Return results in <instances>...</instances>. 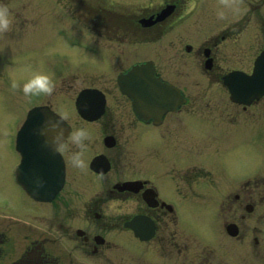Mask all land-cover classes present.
Instances as JSON below:
<instances>
[{
	"label": "flooded vegetation",
	"instance_id": "obj_1",
	"mask_svg": "<svg viewBox=\"0 0 264 264\" xmlns=\"http://www.w3.org/2000/svg\"><path fill=\"white\" fill-rule=\"evenodd\" d=\"M48 1L37 2L42 7ZM186 1L163 0L119 21L126 31L152 39L183 25ZM170 4L175 10L165 20L140 24ZM188 39L180 37L177 52L193 58L200 73L168 77L155 63L185 99L164 112L159 125L140 117L117 79L96 86L88 99L89 109L103 104L96 120L78 113L81 90L62 101L68 128L83 127L88 136L83 149L71 136L55 150L46 147L65 164L64 187L53 201L32 199L17 179L22 150H34L17 147L23 123L13 133L6 130L0 142V264H264V156L250 169L245 155L251 132L264 146V97L238 104L219 84L223 58L240 49L242 39L245 72L264 49V0L230 15L201 44ZM206 50L211 69L202 71ZM254 120L259 126L251 131ZM80 150L85 165L76 167L71 154ZM28 175L36 173L30 168Z\"/></svg>",
	"mask_w": 264,
	"mask_h": 264
},
{
	"label": "rangeland",
	"instance_id": "obj_2",
	"mask_svg": "<svg viewBox=\"0 0 264 264\" xmlns=\"http://www.w3.org/2000/svg\"><path fill=\"white\" fill-rule=\"evenodd\" d=\"M56 1L61 2L64 6V9L59 7L60 12L65 13V15H68L67 12L77 15V12L72 11L70 6L65 7L67 1ZM162 1L106 0V4L113 9L121 6L128 8L123 10L129 11V15L134 16L138 14L141 8L148 5L157 7ZM8 2L12 11L16 12L20 7L21 0H8ZM25 2L26 9H29L30 0ZM73 3L77 8H83L93 13L103 14L109 10L105 6L104 0H73ZM47 8H49L48 5ZM233 9V16L237 17L243 10L248 9V6L244 0H195L194 2H188L186 11L189 13L186 14V22L180 27H175L167 36L155 37V43H152L154 48L153 57L159 62L160 67L163 69L162 72L168 77L177 74L198 73L195 60L177 52L180 37L184 35L185 41L189 38L188 41L201 44L203 40L211 35L210 30L226 24ZM31 10L28 12L30 16L33 13ZM113 12H117L116 15L105 16L112 20H119V14L122 12L118 10ZM220 12H223L222 16L219 15ZM18 15L24 16L25 13L14 14L13 30L4 36H0V49L5 50V54L8 49V55L0 59V142L6 136L7 128L11 129L12 123L19 121L34 104L47 101L50 97V94L43 93L40 95H25L22 88H12L13 79L22 84L36 71L54 73L56 86L53 92L56 94V98L58 96L56 103L59 107L58 103L64 100L70 92L89 85H102L105 80H114V78L108 79L115 74L111 68L113 63L121 62L114 68L118 73L119 68L125 67V63L136 62L151 56L146 54L152 50L150 44H147L144 40L142 42H129L131 39L126 36L127 34L117 33L108 26V23L111 24L109 21L101 25L92 16H89L88 28L77 23L70 26L69 28L73 30L74 35H80L83 41L89 42V45L82 46L76 43V39L69 38V36L66 40L60 39V36H65L59 33L65 27V20L61 16L55 18L59 33L57 41H55V39L51 40L49 34L43 31H41L40 36L30 34L34 30L33 18L30 16L26 18V22H28L26 24L23 18L19 19ZM41 15L48 19L51 16L49 13H41ZM137 37H139V34ZM36 39H39L40 43L31 44ZM121 40H125L126 43ZM239 44L242 45L240 49L233 54H227L223 58V71L249 66L243 60L245 52L243 39ZM122 62H124V65ZM101 75H106V79L103 77L97 78ZM257 122L259 121L254 120L253 123H250L251 131L258 128L259 124ZM257 138V134L251 132L248 147L245 151L250 169H256L257 161L261 159V156H264V146L260 149ZM234 163H239L237 157L234 158Z\"/></svg>",
	"mask_w": 264,
	"mask_h": 264
},
{
	"label": "clouds",
	"instance_id": "obj_3",
	"mask_svg": "<svg viewBox=\"0 0 264 264\" xmlns=\"http://www.w3.org/2000/svg\"><path fill=\"white\" fill-rule=\"evenodd\" d=\"M219 15L222 16L223 12H220ZM14 23V13L8 0H0V36L11 32ZM11 86L13 89L22 88L25 95L50 94L56 86V80L54 73L50 71H36L22 84L13 79ZM45 125L48 132L49 146L53 150L61 147L69 136H71L73 144L79 145L83 149L84 141L88 136L85 128L80 127L75 130L66 128L65 121L55 113L45 121ZM71 157L74 166L83 167L85 165L84 152L82 150L74 151Z\"/></svg>",
	"mask_w": 264,
	"mask_h": 264
},
{
	"label": "water",
	"instance_id": "obj_4",
	"mask_svg": "<svg viewBox=\"0 0 264 264\" xmlns=\"http://www.w3.org/2000/svg\"><path fill=\"white\" fill-rule=\"evenodd\" d=\"M264 62V56L260 58L259 62L257 63V66L255 68V72L252 76H247L245 74L241 73H234L231 74L226 78L225 83L229 87L230 91L232 92V97L236 101H241L240 99H248L252 100L255 98H259L264 95V70L261 68V64ZM146 73V70L144 66L141 67H136L134 68L129 74V76H133L136 74H144ZM151 75H154V70L148 69V72ZM241 74V75H239ZM154 79L149 80L153 84L154 87L149 90V97L154 99V103H156L157 99H161L163 96L165 97H170L172 94L173 88L169 85L162 84V86L157 87ZM148 81V82H149ZM129 87V88H126ZM126 88V89H125ZM124 90L131 91V89L134 90L133 87L130 86H125L123 87ZM244 101V102H248ZM167 106V105H166ZM45 113L44 108H38L35 109L32 112V115L28 118V123L29 122H37L41 121L42 119H39L41 115ZM53 115V113L51 114ZM26 127H28L26 125ZM34 196H39V194H34Z\"/></svg>",
	"mask_w": 264,
	"mask_h": 264
}]
</instances>
